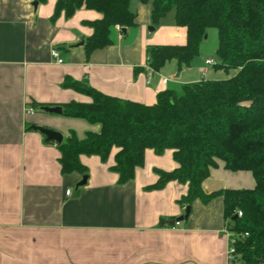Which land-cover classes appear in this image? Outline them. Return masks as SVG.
Instances as JSON below:
<instances>
[{
    "label": "crops",
    "instance_id": "crops-1",
    "mask_svg": "<svg viewBox=\"0 0 264 264\" xmlns=\"http://www.w3.org/2000/svg\"><path fill=\"white\" fill-rule=\"evenodd\" d=\"M56 3L0 0V264H232L223 196L207 203L196 199L188 218L171 225L186 213L179 200L189 185L171 180L148 188L159 180L158 170L179 166L173 149L161 154L146 149L144 165L126 183L112 169L116 146L106 161L82 154L86 174H64L57 143L31 125L60 131L64 140L72 132L83 138L100 130L98 123L39 107L92 102L90 95L65 86L67 79L153 105L168 88L225 79L235 71L214 67L217 47L212 54L203 49L208 37L190 66L170 60L153 70L148 46L186 44L187 28L176 24L173 11L154 24L151 3L140 0L131 2L137 25L116 26L112 44L88 53L86 42L94 33L88 22L102 14L82 7L54 21ZM28 105L36 111L28 113ZM84 175L86 184L78 186ZM255 184L251 171H232L220 162L203 189L212 193Z\"/></svg>",
    "mask_w": 264,
    "mask_h": 264
},
{
    "label": "trees",
    "instance_id": "trees-1",
    "mask_svg": "<svg viewBox=\"0 0 264 264\" xmlns=\"http://www.w3.org/2000/svg\"><path fill=\"white\" fill-rule=\"evenodd\" d=\"M140 1L151 3L154 24L173 11L176 24L187 28L186 44L148 46L153 70H160L170 60H176L180 68L190 66L205 35L214 28L218 31L214 67L235 72L225 79L168 88L153 105L110 96L67 79L65 86L90 95L92 102L65 103L62 114L98 123L101 128L88 131L83 138L72 132L57 143L62 172L86 174L82 154L99 155L106 161L116 146L119 150L112 169L119 174L120 183H126L144 165L146 149L158 154L173 149L179 166L172 171L158 170L159 180L148 188H162L171 180L187 183L188 193L179 200L185 209L196 199L207 203L223 196L228 230L236 238L233 262L264 264V0ZM131 2L57 0L52 19L62 13L70 18L82 7L99 11L102 18L88 22L94 28L86 42L90 53L112 44L116 26L137 25ZM220 162L232 171H251L255 186L206 193L203 182Z\"/></svg>",
    "mask_w": 264,
    "mask_h": 264
},
{
    "label": "water",
    "instance_id": "water-1",
    "mask_svg": "<svg viewBox=\"0 0 264 264\" xmlns=\"http://www.w3.org/2000/svg\"><path fill=\"white\" fill-rule=\"evenodd\" d=\"M35 5H37L38 3L35 2ZM154 26H151L150 29L154 30ZM208 37V35H205V39ZM84 41H82L80 44H83ZM42 110L50 112V113H57V114H62L63 113V107L60 105L57 106H43ZM31 129L36 130V131H40L41 133H43L46 136V139L48 141H55L56 143L60 144L63 142L64 140V135L62 132L42 126V125H38V124H33L31 125ZM87 175L83 176V180L78 184V186L80 185H84L87 182ZM191 212V205H188L186 207V213L182 216H180L178 219L172 220L170 221L171 225H175L177 222L183 221L185 219L188 218L189 214Z\"/></svg>",
    "mask_w": 264,
    "mask_h": 264
},
{
    "label": "built area",
    "instance_id": "built-area-1",
    "mask_svg": "<svg viewBox=\"0 0 264 264\" xmlns=\"http://www.w3.org/2000/svg\"><path fill=\"white\" fill-rule=\"evenodd\" d=\"M117 27L119 29L121 28L120 26H117ZM53 56L55 58H57L58 62H63V58L60 57V53L57 50H53ZM207 62L208 63H212L213 60L208 59ZM26 108H27L26 110H27L28 113H33V112L36 111L35 107L32 106V105H28ZM67 193H70V190H68ZM241 215H242V212L240 211L239 212V216H241ZM177 223H180V222H177ZM226 235H227V238H228V258H229V260H230V262L232 264H235L233 262V260L235 259V256L237 254L236 253V248L234 246V242L236 241V238H235L234 234L228 229L226 230Z\"/></svg>",
    "mask_w": 264,
    "mask_h": 264
},
{
    "label": "rangeland",
    "instance_id": "rangeland-1",
    "mask_svg": "<svg viewBox=\"0 0 264 264\" xmlns=\"http://www.w3.org/2000/svg\"><path fill=\"white\" fill-rule=\"evenodd\" d=\"M217 46H218V31L217 29L211 28L208 31V38L206 39L203 49L208 53L212 54V52L215 50Z\"/></svg>",
    "mask_w": 264,
    "mask_h": 264
}]
</instances>
